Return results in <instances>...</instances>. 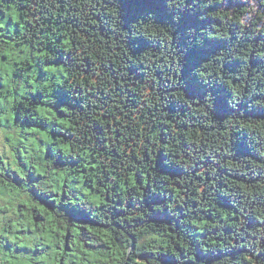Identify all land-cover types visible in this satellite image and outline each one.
<instances>
[{
    "label": "trees",
    "instance_id": "1",
    "mask_svg": "<svg viewBox=\"0 0 264 264\" xmlns=\"http://www.w3.org/2000/svg\"><path fill=\"white\" fill-rule=\"evenodd\" d=\"M0 64V264H264V0H0Z\"/></svg>",
    "mask_w": 264,
    "mask_h": 264
},
{
    "label": "rangeland",
    "instance_id": "2",
    "mask_svg": "<svg viewBox=\"0 0 264 264\" xmlns=\"http://www.w3.org/2000/svg\"><path fill=\"white\" fill-rule=\"evenodd\" d=\"M252 1H254V0H252ZM256 4H257V2H256ZM15 58V57H14ZM15 59H18L17 57L15 58ZM1 65V64H0Z\"/></svg>",
    "mask_w": 264,
    "mask_h": 264
}]
</instances>
